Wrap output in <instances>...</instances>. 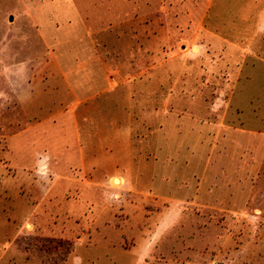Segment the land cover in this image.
<instances>
[{
    "label": "rangeland",
    "instance_id": "obj_1",
    "mask_svg": "<svg viewBox=\"0 0 264 264\" xmlns=\"http://www.w3.org/2000/svg\"><path fill=\"white\" fill-rule=\"evenodd\" d=\"M55 2L0 0V264H264V0Z\"/></svg>",
    "mask_w": 264,
    "mask_h": 264
},
{
    "label": "crops",
    "instance_id": "obj_2",
    "mask_svg": "<svg viewBox=\"0 0 264 264\" xmlns=\"http://www.w3.org/2000/svg\"><path fill=\"white\" fill-rule=\"evenodd\" d=\"M52 6H54V8H55V13L57 12L56 16H58V17H56V18H61L63 16V14L71 15L72 17H77V18L80 17L77 13V10H76L77 8L73 4V0H62V2H55L54 5H52ZM41 59H43V61H46V57H43ZM54 60L56 62L55 63L56 68H54V71H48V73H49L48 75L51 77L55 76V77H59V78L66 76V69H64L61 65L59 66V64H58L59 59L55 57L53 59V61ZM27 63H28V61L21 63V65H22L21 67H20V65H16L15 67H13V69H11V72H13L14 75H17L19 77L20 75L26 73L25 72L26 69H24V68H27V65H28ZM21 70H23V71H21ZM77 72L79 75L84 74V76L88 77V76H92L94 74V69L91 67H87V66L85 68L78 67ZM45 73H47V72H44V74ZM14 75L12 74V76H14ZM12 102L13 101L10 99L9 100L10 104L9 103L8 104L13 106L14 103H12ZM38 155H41V154H38Z\"/></svg>",
    "mask_w": 264,
    "mask_h": 264
}]
</instances>
